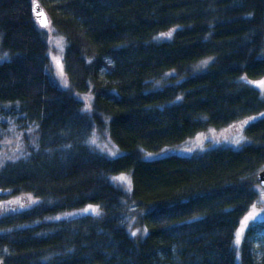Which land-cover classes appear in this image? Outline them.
<instances>
[{
  "label": "trees",
  "instance_id": "1",
  "mask_svg": "<svg viewBox=\"0 0 264 264\" xmlns=\"http://www.w3.org/2000/svg\"><path fill=\"white\" fill-rule=\"evenodd\" d=\"M33 1L65 41L68 90L52 73ZM169 31V41L154 40ZM263 49L264 0H0V142L19 136L24 146L0 169V202L40 201L0 217V262L264 264V220L245 229L238 261L234 250L264 169ZM168 72L184 79L154 90ZM251 119L238 150L144 159ZM102 129L123 155L88 145ZM120 174L130 193L111 184ZM87 207L100 216L50 220ZM134 216L142 238L128 231Z\"/></svg>",
  "mask_w": 264,
  "mask_h": 264
},
{
  "label": "rangeland",
  "instance_id": "2",
  "mask_svg": "<svg viewBox=\"0 0 264 264\" xmlns=\"http://www.w3.org/2000/svg\"><path fill=\"white\" fill-rule=\"evenodd\" d=\"M173 32L174 31H169L159 34L154 38V40L156 42L169 41L173 35ZM46 33L48 36V58L52 73L56 77L59 85L63 89L68 90L69 85L66 80L63 67L65 41L62 37L55 34L51 26L48 27ZM260 57L264 58V49L261 51ZM5 60H7V56L0 53V63ZM212 62V59H206L197 63L191 68L190 74L195 75L203 72ZM183 79L184 77H179L175 72H168L160 79L151 81L150 85L154 90H157L174 83H180ZM253 86L256 87L261 93L263 92L261 81L254 82ZM80 98L84 103L85 109L87 111L90 107L92 96L90 94H87L81 96ZM252 120L253 119L239 122L222 130L209 129L205 132L197 134L191 139L186 140L184 143L178 146L166 147L156 153H144V159L147 161H152L168 156L191 157L203 153L209 149L220 147L238 150L243 145L249 143V140L243 134V128L248 122ZM88 145L98 154H101L102 156L109 159H115L123 155V152L117 149L110 141L106 129L94 131L88 140ZM23 154L24 146L19 136L4 139L0 142V169L4 164L21 158ZM121 177H123L124 179H121ZM110 182L113 186L121 189L124 193L131 192V179L128 174H120L114 176L110 179ZM256 191L258 193V199L240 222V225L235 234L234 250L236 253L237 261L239 258L241 238L245 229L253 223L264 220V188L257 186ZM39 202V200L35 199L31 195H20L18 197L2 201L0 202V217L30 209L37 205ZM83 215H91L97 217L100 216V212L95 207H87L74 213L63 214L54 217L50 220L57 221L63 218H75ZM126 224L132 238H142L146 235L147 231L145 228H142L138 225L137 217L134 216L127 218ZM238 233L239 242H237Z\"/></svg>",
  "mask_w": 264,
  "mask_h": 264
},
{
  "label": "water",
  "instance_id": "3",
  "mask_svg": "<svg viewBox=\"0 0 264 264\" xmlns=\"http://www.w3.org/2000/svg\"><path fill=\"white\" fill-rule=\"evenodd\" d=\"M32 14H33L34 21L36 22L38 28L46 31L48 27L50 26V20L44 8H42L37 1H33L32 3ZM42 19H46L47 21L46 25H42L41 23ZM257 182L259 183L260 187L264 188V169L258 174ZM0 264H4V263L0 262Z\"/></svg>",
  "mask_w": 264,
  "mask_h": 264
},
{
  "label": "snow or ice",
  "instance_id": "4",
  "mask_svg": "<svg viewBox=\"0 0 264 264\" xmlns=\"http://www.w3.org/2000/svg\"><path fill=\"white\" fill-rule=\"evenodd\" d=\"M41 16H42V14H41ZM41 23H42V25H46V23H47L46 19H42ZM121 179H124V178L121 177ZM237 242H239V233L237 234Z\"/></svg>",
  "mask_w": 264,
  "mask_h": 264
},
{
  "label": "bare ground",
  "instance_id": "5",
  "mask_svg": "<svg viewBox=\"0 0 264 264\" xmlns=\"http://www.w3.org/2000/svg\"><path fill=\"white\" fill-rule=\"evenodd\" d=\"M40 29V28H39ZM41 30V29H40ZM45 31V30H44Z\"/></svg>",
  "mask_w": 264,
  "mask_h": 264
}]
</instances>
